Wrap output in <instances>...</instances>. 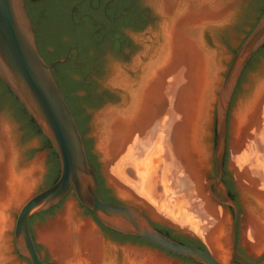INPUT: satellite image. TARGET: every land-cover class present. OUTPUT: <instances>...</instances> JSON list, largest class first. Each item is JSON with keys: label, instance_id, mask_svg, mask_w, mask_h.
<instances>
[{"label": "bare ground", "instance_id": "6f19581e", "mask_svg": "<svg viewBox=\"0 0 264 264\" xmlns=\"http://www.w3.org/2000/svg\"><path fill=\"white\" fill-rule=\"evenodd\" d=\"M147 2L160 20L158 28L151 36L152 43L145 44L134 59L132 69L137 72L136 78H130L121 67L114 69L110 85L124 92L128 103L122 109L109 106L97 115V149L106 164L111 162L131 142L134 134H144L164 116H170L163 107L165 103L174 101L179 118L170 119L171 148L195 184L203 211L215 221L214 228L206 234L198 226L193 228L202 236L212 255L225 263L229 255V219L220 215L202 184L210 156L206 138L212 105L220 82V71L223 70L218 53L206 46L205 36L229 24L233 17L231 2ZM263 99L264 82L257 85L250 99L238 104L232 119L236 138H240L246 129L257 130L260 127ZM157 145L158 156L160 146H164L163 139ZM126 153H131L130 147L126 148ZM39 171L38 164L29 169L21 167L11 129L0 124V264H19L10 255L8 232L13 227L11 214L34 190ZM117 172L122 175L119 169ZM242 178L245 180L240 181L239 187L248 218L246 235L252 240L250 249L259 253L264 250V193L256 188L249 175L244 173ZM112 185L121 198L134 199L124 186L114 180ZM39 239L60 264H118L119 249L104 243L89 221L77 219L71 204L66 205L54 229L39 234ZM122 250L123 264H171L148 252L128 247Z\"/></svg>", "mask_w": 264, "mask_h": 264}, {"label": "rangeland", "instance_id": "374dc122", "mask_svg": "<svg viewBox=\"0 0 264 264\" xmlns=\"http://www.w3.org/2000/svg\"><path fill=\"white\" fill-rule=\"evenodd\" d=\"M143 1L151 12L152 22L143 32L137 35L129 34V38L134 45L133 51L129 53L125 59H122L119 52H115L108 47L104 63L103 60L100 61V59L96 58V65H99L100 63L98 73L99 89L100 91L110 94L113 102L100 107L97 111L91 114L88 122L85 121L83 126L85 140L88 143L93 162L97 165L107 199H113L122 205L132 206L140 210L159 227L172 231L175 236L186 242H200L204 248L213 254L207 247L202 236L198 235L194 228L198 226L200 231L203 234H206L214 228L215 221L203 211L202 201L196 193L195 184L185 173L183 166L180 165L177 159V155L171 148V120L179 118L177 115L178 112H176V109L173 106L175 103L174 101L165 103L163 107L164 110L170 113V116H164L159 122H156L154 127L146 130L144 134H134L130 140L131 142L127 146H124L111 162L106 164L101 153L97 149V115L109 104L118 109H122L125 108L128 103L127 95L110 85L114 69L121 67L130 78L137 77V72L132 69L134 59L141 53L145 44L152 43L151 36L158 28L160 22L153 9L149 6L147 0ZM230 2L233 17L229 24L220 29L213 30L205 36L206 46L218 53V58L223 69L220 71V80L224 76L236 49L255 24L263 8V0H230ZM263 82L264 52L249 64L235 97L234 110L242 101L244 102L247 99H250L256 91L257 85ZM214 103L215 102H213L211 111V123L206 138V144L210 156L208 166L202 175V184L208 196L210 194L206 186L211 183L214 173ZM18 104V101L0 82V124L8 125L11 129L13 146L18 153L21 167L29 169L35 164L40 166L38 181L34 190L28 196V198H30L32 195L50 185V183L57 177L58 172L54 170L51 171L54 161L50 151L40 150V147L44 142V136H34L31 123ZM260 112H262L261 123L257 130L246 129L243 131L240 138H236L232 126L226 173V179L230 178L236 184L238 189L237 195L242 206V216L239 227V247L243 256L248 259L257 258L262 250L259 253H255L250 249L252 240L246 235L248 218L244 197L239 186H241L240 181L243 182L245 180L242 178V175L245 173L252 179L256 188L264 193V99L261 103ZM80 115L78 116V120L83 118ZM168 120L169 122H167ZM248 135L250 136L248 137ZM162 139L164 146H160V154L157 156L155 147L158 144V141H161ZM127 147H130L131 153H126ZM118 169L121 171L122 175L118 174ZM112 180L119 185L124 186L134 199L126 200L118 196L112 185ZM106 187H109L112 190L111 195L105 191ZM209 197L220 215L228 217L229 219L227 228H229L230 242L232 224L231 213L228 210H224V206L215 202L211 196ZM67 204L73 206L77 219L81 221H89L98 230L104 243L115 245L119 249L118 264H123L124 254L122 249L125 247L154 254L167 260L171 264H196L191 261L181 260L178 257L163 252L148 242L137 239L119 238L102 232V227L96 221L93 213H90L87 210L88 208L79 204L74 193L70 201L59 208L56 212L48 216L33 219L31 222L33 238L37 243L40 253L46 260H54L60 264L55 255L51 253L50 249L40 241L39 234L54 229L55 224L63 214L64 208ZM19 208L14 210L11 214L13 224ZM8 235L11 238L10 243L12 245V252V229L8 232ZM110 238L115 239L120 244H115L110 241ZM229 242L227 245L228 248H230ZM228 251V260L222 264H230L231 262L232 253L231 250ZM13 257L15 258V255ZM16 262L19 263L18 261ZM19 264L30 263L24 261Z\"/></svg>", "mask_w": 264, "mask_h": 264}, {"label": "water", "instance_id": "95a60500", "mask_svg": "<svg viewBox=\"0 0 264 264\" xmlns=\"http://www.w3.org/2000/svg\"><path fill=\"white\" fill-rule=\"evenodd\" d=\"M263 46L264 11L236 49L214 98V173L211 183L224 199L220 203L224 205V210H228L227 207L233 209L228 248L233 256V264H260L264 261V250L255 259H248L238 252L239 207L227 195L222 183L224 161L227 173L235 97L249 64L264 52L263 49L257 53ZM68 59L69 54L64 59L47 64L38 52L25 0H0V79L49 141L60 167L56 181L32 195L19 208L12 227V240L19 255L30 264H58L54 260L45 261L39 253L29 220L41 212L45 213L35 219L53 214L70 201L74 193L79 204L88 208L104 228L139 237L163 252L194 263L222 264L206 248L186 245L164 235L140 210L128 205L107 203L100 197L83 136L51 72L57 63H64ZM109 106L113 105L109 104L102 111ZM86 146L93 161L87 141ZM54 206L52 212L48 213Z\"/></svg>", "mask_w": 264, "mask_h": 264}, {"label": "flooded vegetation", "instance_id": "af4514ba", "mask_svg": "<svg viewBox=\"0 0 264 264\" xmlns=\"http://www.w3.org/2000/svg\"><path fill=\"white\" fill-rule=\"evenodd\" d=\"M28 1L32 4L35 13L36 20H31V24L38 52L47 64L64 59L69 54V59L64 63H57L51 72L76 123L77 117L70 102L77 105L79 113L88 122L92 113L103 105L113 102L110 94L99 89V75L94 58L98 56L104 63L110 41L117 37L118 52L121 58L125 59L134 48L129 34L137 35L150 26L152 22L151 12L143 0H25V7ZM0 82L7 88L1 79ZM61 84L64 85L65 91L62 90ZM12 96L14 97L13 94ZM26 116L29 117L28 114ZM29 122L31 123L30 120ZM31 126L34 136H42V134L37 133L33 123ZM83 139L85 141V136ZM94 173L100 197L107 203L120 204L116 200L107 199L98 169L94 170ZM222 183L227 195L238 204L240 227L242 206L238 199L236 184L230 178L226 179L225 161L223 163ZM206 187L211 192V198L215 202L220 204L224 201L214 184L210 183ZM105 191L109 195L112 194L109 187H106ZM227 208L233 221V209ZM153 224L157 230L161 231V227ZM134 238L146 242L139 237ZM169 238L176 240L177 236L172 234ZM110 241L120 244L115 239L110 238ZM185 243L198 246L197 243L186 241ZM12 244L13 251L10 255H15V260L19 263L28 262L27 259L19 255L13 240ZM37 249L39 251L38 246ZM237 250L243 255L239 247V230ZM230 264L233 263L230 262ZM236 264L243 263L236 262Z\"/></svg>", "mask_w": 264, "mask_h": 264}, {"label": "trees", "instance_id": "16d2710c", "mask_svg": "<svg viewBox=\"0 0 264 264\" xmlns=\"http://www.w3.org/2000/svg\"><path fill=\"white\" fill-rule=\"evenodd\" d=\"M26 9H27V12H28V15H29V18H30V20H33V21H35L36 19H35V13H34V8H33V6H32V4L31 3H29V1L26 3ZM264 11V0H263V8H262V11H261V13H260V15L262 14V12ZM260 15H259V17H260ZM259 17L257 18V20H256V22L258 21V19H259ZM256 22H255V24H256ZM254 24V25H255ZM254 25L252 26V28L254 27ZM251 28V29H252ZM250 29V30H251ZM249 33V32H248ZM248 33L246 34V36L248 35ZM109 48H111L112 50H114L115 52H118V41H117V37H114V38H112L111 39V41H110V44H109ZM264 49V46L257 52V53H259L261 50H263ZM257 53L250 59V61L257 55ZM96 58L97 59H100V57H98V56H96L95 58H94V61H95V67H96V69H97V72L99 73V67H100V63H99V65H96ZM100 61H101V59H100ZM250 61L247 63V65L250 63ZM246 65V66H247ZM61 88H62V90H64V85L63 84H61ZM65 91V90H64ZM15 97V96H14ZM15 99H16V97H15ZM18 101V100H17ZM19 103V102H18ZM18 105H20V109L22 110V112H24L26 115H27V112L24 110V108H23V106L19 103ZM70 105H71V107H72V109H73V112H74V114H75V116L77 117V123L76 124H78L77 126H78V128H80L79 130H80V133L82 134V136H84V130H83V126H84V124H85V119L84 118H81L80 120H78V116L80 115V113H79V111H78V109H77V105L76 104H74L73 102H70ZM81 116V115H80ZM29 118V120L31 121V123H33V125L35 126V130L37 131V133H39V134H41V131H40V129L38 128V126L35 124V122L32 120V118L29 116L28 117ZM84 144H86L85 143V141H84ZM40 150H49L50 151V154H51V156L53 157V161H54V165H53V167L51 168V171L52 170H54V171H56V172H58V175H59V170H60V167H59V161H58V158H57V155H56V153H55V151L53 150V148L51 147V145H50V143H49V141L44 137V142H43V144H42V146L40 147ZM86 152H87V157H88V160H89V164H90V166L93 168V170H97V165H96V163L95 162H93L92 160H91V157H90V155H89V153H88V148H87V146H86ZM58 175H57V177L50 183V185L51 184H53L55 181H56V179L58 178ZM49 186V185H48ZM56 206H54V207H52L51 209H49L47 212L48 213H50V212H52V210L55 208ZM90 213H92L89 209H87ZM45 212H41V213H38V214H34L33 216H31L30 217V220H29V225H31V222L33 221V219H35L37 216H41L42 214H44ZM101 226V225H100ZM102 227V229H103V231L105 232V233H108V234H110V235H113V236H116V237H119V238H128V239H135L134 238V236H130V235H123V234H120V233H117V232H114V231H112V230H109V229H107V228H104L103 226H101ZM161 233H163L164 235H166V236H171L173 233H172V231H170V230H167V229H163V228H161V231H160ZM176 241L177 242H180V243H183V244H186L185 243V241L183 240V239H179L178 237H177V239H176ZM197 243V247H199V248H202V249H204V246L200 243V242H196ZM187 245V244H186ZM181 260H184V261H189V260H187V259H183V258H180ZM45 261H48V260H46V259H44ZM196 264H199V263H196Z\"/></svg>", "mask_w": 264, "mask_h": 264}]
</instances>
